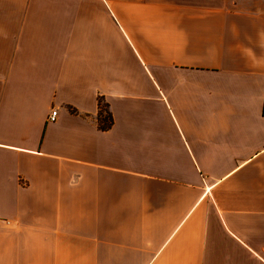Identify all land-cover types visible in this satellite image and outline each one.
I'll use <instances>...</instances> for the list:
<instances>
[{"label":"crops","instance_id":"0c3cea01","mask_svg":"<svg viewBox=\"0 0 264 264\" xmlns=\"http://www.w3.org/2000/svg\"><path fill=\"white\" fill-rule=\"evenodd\" d=\"M0 264H264V0H0Z\"/></svg>","mask_w":264,"mask_h":264},{"label":"trees","instance_id":"16d2710c","mask_svg":"<svg viewBox=\"0 0 264 264\" xmlns=\"http://www.w3.org/2000/svg\"><path fill=\"white\" fill-rule=\"evenodd\" d=\"M98 121L100 122V127L102 129L107 128L111 123V116L107 109L105 108V104L101 99L98 100Z\"/></svg>","mask_w":264,"mask_h":264},{"label":"built area","instance_id":"2783aa9c","mask_svg":"<svg viewBox=\"0 0 264 264\" xmlns=\"http://www.w3.org/2000/svg\"><path fill=\"white\" fill-rule=\"evenodd\" d=\"M55 117H56V110H52V111L50 112V114H48L47 119H48L49 121H53V120H55Z\"/></svg>","mask_w":264,"mask_h":264}]
</instances>
